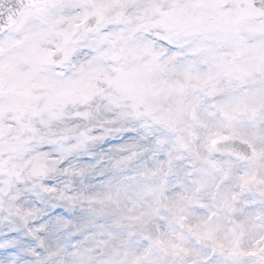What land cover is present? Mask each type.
I'll use <instances>...</instances> for the list:
<instances>
[{
	"label": "snow or ice",
	"instance_id": "obj_1",
	"mask_svg": "<svg viewBox=\"0 0 264 264\" xmlns=\"http://www.w3.org/2000/svg\"><path fill=\"white\" fill-rule=\"evenodd\" d=\"M0 264H264V0H0Z\"/></svg>",
	"mask_w": 264,
	"mask_h": 264
}]
</instances>
